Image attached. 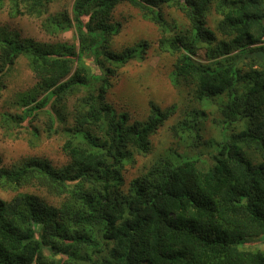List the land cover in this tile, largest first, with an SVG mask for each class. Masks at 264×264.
Instances as JSON below:
<instances>
[{"label": "trees", "instance_id": "trees-1", "mask_svg": "<svg viewBox=\"0 0 264 264\" xmlns=\"http://www.w3.org/2000/svg\"><path fill=\"white\" fill-rule=\"evenodd\" d=\"M50 1L7 2L11 16L41 17ZM125 2L163 31L161 49L177 56L172 81L192 85L193 98L221 114L212 151L198 149L206 109H192L171 130L197 154L168 148L128 186L124 166L151 150V135L178 105H153L146 120L131 122L106 99L112 66L143 59L147 48L145 41L111 48L121 31L114 11ZM5 4L0 0V9ZM162 4L188 22L170 37ZM212 10L227 37L216 46L207 26ZM43 24L50 34L74 29L78 47L0 28V79L19 56L29 58L37 81L17 95V123L43 109L52 114L50 132L65 119L47 106L77 95L73 124L62 128L69 162L56 168L36 156L10 166L0 160V187H41L63 200L56 207L24 192L0 199V264H264V251L243 248L264 236V0H73L71 17L46 16ZM203 46L208 62L197 58ZM1 121L9 130L16 118L4 113Z\"/></svg>", "mask_w": 264, "mask_h": 264}, {"label": "rangeland", "instance_id": "rangeland-1", "mask_svg": "<svg viewBox=\"0 0 264 264\" xmlns=\"http://www.w3.org/2000/svg\"><path fill=\"white\" fill-rule=\"evenodd\" d=\"M7 1L0 9V28L17 34L23 40L53 45L68 43L78 47L74 29L50 34L43 24L46 16L64 13L71 17L73 0L50 1L46 15L41 17L31 14L11 16ZM159 10L170 24L168 37H170L169 34H176L188 25L187 18L176 7L162 4ZM145 15L140 8L128 2L120 4L114 11V21L121 23V31L111 38V48L120 51L127 46L144 41L147 43V48L143 59L130 60L118 67L112 66L113 70L108 76L110 85L106 99L116 112H126L131 122L146 120L153 105L165 109L176 104L178 109L163 126L151 135V150L147 154L135 153L134 159L124 166L122 177L126 186L141 175L145 167L159 153H163L168 148L176 149L181 153L185 151L191 155L197 154L195 149L190 148L189 142L179 136L176 137L171 130V126L192 109H206L207 112V118L202 124L203 130L198 149L204 153L212 151L211 140L221 139V129L217 124V119L221 118V114L197 102L193 98V90L189 87L192 85H177L172 81L171 72L175 68L177 56L161 49L160 39L163 31ZM220 18L221 16L214 10L207 17V26L216 31L218 38V41L212 44L213 46L227 40V37L216 29ZM206 51L207 48L204 46L198 50L197 58L200 61L208 62ZM86 62L95 69L97 68L92 60L86 59ZM36 81L37 78L30 67L29 58L25 55L19 56L0 79V160L2 165L10 166L33 156L46 159L56 168L69 162V156L62 149L66 139L62 128L73 124L77 95L67 94L54 107L52 103L47 106L53 108L55 115L59 114L58 117L65 119L57 120V131L55 132H50L48 128L52 114L43 109L34 118L22 124L17 123L22 117L21 115L18 117L22 112V107L17 102V95L30 89ZM4 113L14 115L16 118V122L11 124L9 130L2 127L1 119ZM33 131H38V134H34ZM20 192L36 194L48 204L56 207L63 200L62 196L53 195L46 189L35 186H25L18 190L0 187V199L11 200ZM251 240L252 242L244 245L243 248L264 251V236Z\"/></svg>", "mask_w": 264, "mask_h": 264}]
</instances>
